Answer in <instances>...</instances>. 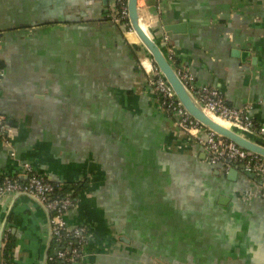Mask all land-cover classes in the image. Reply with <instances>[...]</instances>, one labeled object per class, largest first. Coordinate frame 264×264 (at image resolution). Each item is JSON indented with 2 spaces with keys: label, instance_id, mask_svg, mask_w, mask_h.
<instances>
[{
  "label": "crops",
  "instance_id": "crops-1",
  "mask_svg": "<svg viewBox=\"0 0 264 264\" xmlns=\"http://www.w3.org/2000/svg\"><path fill=\"white\" fill-rule=\"evenodd\" d=\"M139 6L175 66L230 106L250 104L264 124V0ZM114 9V0H0V116L12 128L10 144L0 136V180L26 162L56 182L87 180L67 215L88 224L85 264H264V198L239 197L262 179L239 168L232 180L209 164L149 90L140 61H154L113 23ZM7 229L12 264H49L48 216L35 198L1 200L0 264Z\"/></svg>",
  "mask_w": 264,
  "mask_h": 264
},
{
  "label": "built area",
  "instance_id": "built-area-1",
  "mask_svg": "<svg viewBox=\"0 0 264 264\" xmlns=\"http://www.w3.org/2000/svg\"><path fill=\"white\" fill-rule=\"evenodd\" d=\"M114 1L115 9L109 14V17L112 18L114 24L129 27V0ZM154 1L156 10L160 12L165 0ZM128 30L131 29L128 28ZM164 37L166 41H169L167 34ZM169 58L173 60L171 51H169ZM140 63L147 72L149 90L157 96L160 103L171 114H174L180 130L193 136L197 145L206 150L209 164L219 166L225 172H229L235 165H243L246 170L262 179L260 185L246 192H241L239 197L243 201L252 198H264V157L250 152L235 142L205 128L185 109L155 62L152 64L143 59ZM176 67L178 74L196 96L206 113L224 119L230 127L241 134L264 144V124L255 120L251 114L252 106L250 104L239 108L230 106L220 88L211 85H197L189 68L182 65ZM6 74V68L0 63V83ZM11 129L6 118L1 115L0 136L6 144L11 143ZM65 188L68 189L67 192H64ZM11 193H21L36 198L41 206L44 205L50 212L51 226L49 229L51 240L56 243L54 251L57 259L63 264H85L92 236L88 224L78 220L72 224L68 220L69 211L79 207L80 192L74 189L72 184L47 179L31 163L26 162L23 163L20 174L8 175L0 180V202ZM10 232L11 229H7L4 233L3 249ZM49 259L52 260L53 256Z\"/></svg>",
  "mask_w": 264,
  "mask_h": 264
},
{
  "label": "water",
  "instance_id": "water-1",
  "mask_svg": "<svg viewBox=\"0 0 264 264\" xmlns=\"http://www.w3.org/2000/svg\"><path fill=\"white\" fill-rule=\"evenodd\" d=\"M128 9L129 27L125 25H119L120 28L124 32L127 31L128 28H130L136 33L141 43L145 47L146 51L151 56L155 64L159 67L161 72L164 74L167 82L172 87L178 99L181 101L185 109L191 114V116L198 120L205 128L214 131L217 135L231 140L235 142L238 146L264 157L263 143L241 134L230 126L220 124L219 122L215 121L212 116L206 113L200 102L197 100L196 96L182 80V78L178 74L177 67L173 64V62L169 58V55L166 54V52L157 42L151 29L145 22L144 16L141 15L139 9V0H129ZM166 30L177 31V27L169 25L166 26ZM169 45L173 46V43L169 42ZM172 115L174 116V114ZM239 168L243 169L246 174H248L250 177H257L254 173H251L246 170L243 165H235L229 170L227 174L228 178L235 180L237 178ZM221 201L226 202V199L222 198ZM42 207L44 208L48 216L50 228V212L44 207V205H42Z\"/></svg>",
  "mask_w": 264,
  "mask_h": 264
},
{
  "label": "trees",
  "instance_id": "trees-1",
  "mask_svg": "<svg viewBox=\"0 0 264 264\" xmlns=\"http://www.w3.org/2000/svg\"><path fill=\"white\" fill-rule=\"evenodd\" d=\"M72 187L76 189L78 192H81L82 190L86 189L88 187V182L87 181H80V182H73L71 183ZM68 189H64V192H67ZM16 242V237L15 235L10 232L8 236V240L6 241V245L3 249V264H12L10 262L11 260V249L14 248ZM55 246L56 243L53 241V246L51 247V253L49 257L53 256V259H49V264H63L59 259H57L56 254H55Z\"/></svg>",
  "mask_w": 264,
  "mask_h": 264
},
{
  "label": "bare ground",
  "instance_id": "bare-ground-1",
  "mask_svg": "<svg viewBox=\"0 0 264 264\" xmlns=\"http://www.w3.org/2000/svg\"><path fill=\"white\" fill-rule=\"evenodd\" d=\"M141 15H142V14H141ZM128 36H129L130 39H135V40H136V38H137V35H136L134 32L129 33ZM212 118H213L215 121H217V122H219L220 124H222V125L229 126L228 122L225 121V120L222 119V118L215 117V116H212Z\"/></svg>",
  "mask_w": 264,
  "mask_h": 264
}]
</instances>
